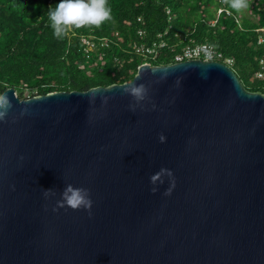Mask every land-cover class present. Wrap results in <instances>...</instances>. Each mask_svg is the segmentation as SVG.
<instances>
[{"label": "water", "instance_id": "water-1", "mask_svg": "<svg viewBox=\"0 0 264 264\" xmlns=\"http://www.w3.org/2000/svg\"><path fill=\"white\" fill-rule=\"evenodd\" d=\"M3 95L0 264H264V94L231 67ZM69 184L90 209L60 206Z\"/></svg>", "mask_w": 264, "mask_h": 264}, {"label": "trees", "instance_id": "trees-1", "mask_svg": "<svg viewBox=\"0 0 264 264\" xmlns=\"http://www.w3.org/2000/svg\"><path fill=\"white\" fill-rule=\"evenodd\" d=\"M59 3L0 0V96L8 88L29 99L124 84L140 65H171L183 48L202 43L234 60L231 68L248 91L264 94V81L256 78L264 55V0H244L256 20L232 0H108L113 20L58 38L48 12ZM83 39L96 42V49L86 53ZM162 42L157 54L143 53Z\"/></svg>", "mask_w": 264, "mask_h": 264}, {"label": "clouds", "instance_id": "clouds-1", "mask_svg": "<svg viewBox=\"0 0 264 264\" xmlns=\"http://www.w3.org/2000/svg\"><path fill=\"white\" fill-rule=\"evenodd\" d=\"M232 6L242 7L244 0H232ZM48 18L53 34L58 38L67 36L74 28L85 25L100 26L114 19L108 0H60L54 9H49ZM133 91L139 94L140 89H133ZM11 107L8 96H0V120L6 117ZM49 193L55 194L52 189L44 191L46 196ZM62 198L61 207L66 204L73 209L91 208L89 192L86 189L75 188L69 184L64 189Z\"/></svg>", "mask_w": 264, "mask_h": 264}, {"label": "built area", "instance_id": "built-area-1", "mask_svg": "<svg viewBox=\"0 0 264 264\" xmlns=\"http://www.w3.org/2000/svg\"><path fill=\"white\" fill-rule=\"evenodd\" d=\"M223 10L219 11V14L222 13ZM226 12L229 14L230 12L226 10ZM170 13V11L168 12ZM83 43L88 46V49L86 50V53H89L91 50L96 49V42L89 39H83ZM260 44L264 43V39L260 38L259 40ZM106 43L103 42L102 46H105ZM165 42H162L160 45L154 44L153 47H147L145 48L146 54H157L159 50L163 47H165ZM191 60H202L205 62H221L229 67L233 65L234 60L232 58L226 57L224 53H222L220 50H218L214 45L210 43H202L197 45H189L182 49V52L175 57L174 63H181L185 61H191ZM256 78L258 80L264 81V55L259 59V70L256 73Z\"/></svg>", "mask_w": 264, "mask_h": 264}, {"label": "rangeland", "instance_id": "rangeland-1", "mask_svg": "<svg viewBox=\"0 0 264 264\" xmlns=\"http://www.w3.org/2000/svg\"><path fill=\"white\" fill-rule=\"evenodd\" d=\"M244 6H245V5H244ZM244 6H242V7L244 8V14H245L248 18H251V19L256 20V18H255L254 16H252V15L249 13V11H248ZM27 95H28L27 93L24 94L25 97H26Z\"/></svg>", "mask_w": 264, "mask_h": 264}]
</instances>
